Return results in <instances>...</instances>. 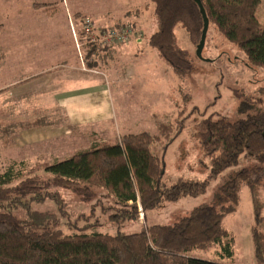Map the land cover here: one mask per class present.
<instances>
[{
    "label": "trees",
    "instance_id": "obj_1",
    "mask_svg": "<svg viewBox=\"0 0 264 264\" xmlns=\"http://www.w3.org/2000/svg\"><path fill=\"white\" fill-rule=\"evenodd\" d=\"M200 1L210 26L245 54L249 66L264 68V26L257 14L264 0ZM148 2L158 20L148 46L178 78L189 77L194 60L180 47L176 30H185L192 44L198 46L204 27L199 7L191 0ZM34 7L54 9L49 4L34 3ZM87 18L92 31L86 27ZM125 25L130 23L96 26L94 19L82 11L70 15L68 27L77 64L83 62L90 70L107 72L118 62V47L123 45L102 48L93 38L98 40L101 32ZM130 26L139 33L135 24ZM249 100L240 111L250 108ZM42 121L43 125L51 123L48 118ZM185 121L178 118L175 124H165L156 120L155 132L122 134L115 142L94 135L96 146L41 167H29L25 160L8 162L0 169V264H221L198 259L194 253L219 246L221 259H233L235 243L224 221L237 212L244 187L250 194L255 222V261L264 264V110L234 122L213 116L202 119L194 126L193 140L199 144L203 158L210 161L208 180L182 177L168 186L164 182L165 150L185 129ZM40 125L33 123L30 127ZM159 146L162 155L153 153ZM243 162L247 166L221 185L214 204L196 208L170 225L149 223L151 212L185 198L204 196L209 182ZM62 190L73 191L86 203L96 201V207L103 205L102 215L108 225L142 222L143 228L115 235L98 232L103 227L100 218L73 213ZM46 202L55 204L57 211L34 210L35 205Z\"/></svg>",
    "mask_w": 264,
    "mask_h": 264
},
{
    "label": "rangeland",
    "instance_id": "obj_2",
    "mask_svg": "<svg viewBox=\"0 0 264 264\" xmlns=\"http://www.w3.org/2000/svg\"><path fill=\"white\" fill-rule=\"evenodd\" d=\"M34 3L49 4L54 9H50V7V10L40 7L36 9ZM151 5L148 0H0V75L6 77L9 65L11 66V62L15 57H19L22 52L29 51L31 55V51L37 52L38 50L40 53L42 49L44 62L37 66L43 67L45 70L52 67L59 68L58 63L61 59L60 51L57 49H59V45L65 44V28L68 30L66 32L68 39H66L72 41L69 37V17L78 11H82L94 19L96 26H113L120 22L135 24L141 33L140 38L143 40L139 45L134 42L135 44L130 43L118 47L121 50L120 53L131 47L130 50L122 54V64L117 65V68L122 71L121 74L116 71L117 69H114L111 77H109L106 70L91 69L99 73L93 74L87 67H84L87 71L83 70L81 62L78 64L79 67H73L75 69H71V71H76L83 78L91 77L99 81L103 79L106 83L105 77L115 79L117 82L119 76L123 77L122 74L126 71V67L132 68L137 73L135 77L138 80L139 90L125 96L127 102H130V112L127 111L126 105H121L123 98L117 100L115 106L117 134L119 135L120 130L121 134L139 133L141 131L155 132L156 123L152 117L153 114L156 115L155 120L165 124H175L178 118L186 119L185 129L165 150L164 182L170 186L182 177L207 181L211 164L209 160L203 158L199 144L193 140L194 126L202 119L212 116L214 119L223 117L234 122L264 110V68L249 66L245 54L236 45L227 41L215 26H210L206 45L200 59L197 56V46L192 44L185 30L178 28L176 30L178 43L181 48L190 52L195 66L189 77L178 78L147 44L149 37L158 28V20L152 12ZM137 9L142 11L138 20L134 22L132 12ZM257 14L262 26H264L263 2L258 8ZM36 37L37 42H35ZM38 45L39 48L37 49ZM66 50L68 51V48ZM16 62L18 64L15 65L16 69H21L24 66V63L20 64L17 60ZM19 72L20 70H17V73ZM56 72L53 70L50 75L53 76ZM12 76L14 78V74ZM70 78L77 79L78 77L71 76ZM45 81L50 83L51 78H46ZM115 81H107V84L109 86L114 85ZM120 82L118 81V83ZM56 88L55 90H57ZM18 89L16 92L21 93ZM24 89L28 88L23 86V91ZM96 92L99 91L96 90ZM58 95V93L54 94L48 84L45 88L44 103L40 102V97L37 99L38 101H35L32 96L27 107L38 109L43 118L46 117L49 121L54 122L58 119L49 117H52V103L57 104ZM7 97V94L6 97H0V109L5 108L6 112H8L10 105ZM248 98L252 100H249L250 108L246 111H240V107L243 103H247ZM141 106L150 112L148 114L143 113L144 111L141 112L139 110ZM43 110H47L46 113L43 112L42 114ZM133 110L136 111L131 115ZM148 117H150V122L147 121ZM63 119L67 121L66 118L63 117ZM49 129H45L44 132L39 130V132L44 133V136H50L51 131ZM35 131L37 130H32L29 134ZM63 132L68 133L66 128ZM6 139L3 138V141ZM101 140L103 139L101 138ZM14 141L16 143L14 147L17 150L21 148L26 156H30L29 162H27L29 167H41L53 161L67 159L75 154L74 151L66 150L69 145L63 140L62 145L53 147L51 150H48V143L38 145L39 142H36L26 145L19 138L14 139ZM96 145L97 142L93 143L92 146ZM12 152H14L13 148H8L0 153V158L12 155ZM162 152L161 146L153 151L156 155H162ZM244 166H247V163H240L239 166L224 172L217 180L209 182L208 191L204 196L185 198L178 203L167 205L158 212H151L149 223L170 225L189 216L196 208L214 204L221 185L226 182L231 174ZM61 193L70 210L76 215L91 213L100 218L103 227L98 232L115 235L118 231L132 233L143 228L141 227L142 222L129 225H108L107 217L103 216V205L94 206L96 201L86 203L71 190H62ZM262 198L264 200V189H262ZM34 210L56 212L57 207L51 202H46L43 205H35ZM142 219L143 217H141ZM224 223L234 239L235 254L233 259H221L218 254L221 251L219 246L211 250L197 251L194 256L201 260H212L221 264H257L252 242V227L255 222L250 194L246 187L242 189L241 204L237 212L227 216Z\"/></svg>",
    "mask_w": 264,
    "mask_h": 264
},
{
    "label": "crops",
    "instance_id": "obj_3",
    "mask_svg": "<svg viewBox=\"0 0 264 264\" xmlns=\"http://www.w3.org/2000/svg\"><path fill=\"white\" fill-rule=\"evenodd\" d=\"M151 8L153 12V7L151 6ZM141 11L138 15L136 14V16H134V22L138 20ZM66 32H68V30L65 28V44L63 46L59 45V49H57L60 51L61 59L58 63L59 68L55 69V67H52L45 70L43 67L39 68V66H37L39 63L43 64L44 62L43 49L40 53L38 50L37 52L31 51V55L29 51L22 52L20 50L22 54L19 55V57H15L13 62H11L6 77L0 75V97H6L7 94V99L10 101L8 112H6L5 108L3 110L0 109V153L6 151L8 148H13L14 150L12 155L0 158V169L5 167L6 164L12 160H25L29 162L28 159L30 156H26L23 149L20 148L17 150L14 147L16 144L14 139L17 138L23 140L26 145L35 144L36 142H39L38 145H46L48 143V150L62 145L63 140L69 145V148L66 149L67 151H74L77 153L92 147L93 143H95L94 135L102 138V141L108 142H115L116 139L120 138V135H122L121 130L119 135L116 131L115 106L117 100L119 101V98H123V103H121L122 101L120 102L121 105H126L127 111H131L130 102H127L125 96L128 93L138 92V80L135 77L137 73L132 72V68L129 70V68L126 67V71L122 74L123 77H118V81L120 82L121 80L120 83H118V81L116 82L115 79L112 80L106 77V83L102 78L101 81L91 77L83 78L76 71H71V69H75L79 67V65L75 60L76 52L74 42L67 40ZM35 42H37V37ZM38 48L39 45L37 46V49ZM66 48H68V51ZM130 48L121 52L118 57V62L107 70L106 73L109 74V77H111V73L114 72V69H117L116 71L121 74L122 71L117 68V65L122 64L123 60L121 56L123 53L130 50ZM16 60L20 64L24 63L21 69H16L15 65H18ZM17 70H20V72L17 73ZM53 70L57 72L51 76L50 74ZM129 71H131V73ZM13 74L14 78L12 76ZM128 74H130V76H128ZM46 75L48 76L46 77ZM71 76L78 77L79 79L70 78ZM46 78H51V82L48 83L49 81H45ZM107 81H115L116 83L109 86ZM47 83L50 85V89L53 90L55 95L57 93L59 94L57 96V104L55 105L52 103L53 109L51 107V110L53 114H51L52 117H49L53 119L56 117L58 120L54 122L50 121L51 123H44L43 125V117L39 114L40 111L38 109H30L27 106H29V100L32 96L35 101H38L37 99L40 97V102L44 103ZM23 86L28 89H24L23 91ZM55 88L57 90H55ZM17 89L20 90L21 93L16 92ZM96 90L99 92H96ZM139 110H141V112L144 111L143 113L146 114L150 112V110L143 109V106H141ZM46 111L47 110H43L41 113H46ZM135 111L136 110H133L131 115H133ZM155 116L154 114L152 115L154 121H156ZM63 117L66 118L67 121L64 120ZM149 118L150 117L147 119L148 122H150ZM33 123H42V125L36 128L30 127ZM49 127L51 128L49 129ZM65 128L68 133L63 132ZM73 128H76V130L79 128V130L76 131ZM45 129L51 131L50 136H44V133L39 132V130L44 132ZM32 130L37 131L29 134ZM62 136L64 138H61ZM3 138L7 139L3 141Z\"/></svg>",
    "mask_w": 264,
    "mask_h": 264
},
{
    "label": "built area",
    "instance_id": "obj_4",
    "mask_svg": "<svg viewBox=\"0 0 264 264\" xmlns=\"http://www.w3.org/2000/svg\"><path fill=\"white\" fill-rule=\"evenodd\" d=\"M86 27L89 31H92L91 27V20L87 18ZM93 41H98L99 45L104 47H110V46H121V45H127L130 43V41H133V43H138L140 41V34L135 31L130 25H125L119 29H111L109 32L102 33L99 36L98 40L96 38H93ZM79 49V45H77ZM81 55V53H80ZM82 61V60H81ZM83 70L87 71L85 68L86 66L82 62ZM85 67V68H84ZM93 74H99L95 70H90ZM143 216V214H141Z\"/></svg>",
    "mask_w": 264,
    "mask_h": 264
},
{
    "label": "water",
    "instance_id": "obj_5",
    "mask_svg": "<svg viewBox=\"0 0 264 264\" xmlns=\"http://www.w3.org/2000/svg\"><path fill=\"white\" fill-rule=\"evenodd\" d=\"M194 3H196V5L199 7L200 9V13L202 15L203 18V22H204V27H203V31H202V36H201V41L199 43V45L197 46V56L201 59L202 58V54L206 45V39H207V34L209 31V19L207 17L206 11L204 9V6L202 4V2L200 0H191Z\"/></svg>",
    "mask_w": 264,
    "mask_h": 264
}]
</instances>
